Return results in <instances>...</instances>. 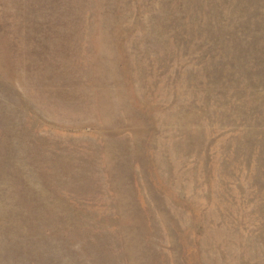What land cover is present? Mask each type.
<instances>
[{"label": "rangeland", "instance_id": "1", "mask_svg": "<svg viewBox=\"0 0 264 264\" xmlns=\"http://www.w3.org/2000/svg\"><path fill=\"white\" fill-rule=\"evenodd\" d=\"M0 264H264V0H0Z\"/></svg>", "mask_w": 264, "mask_h": 264}]
</instances>
